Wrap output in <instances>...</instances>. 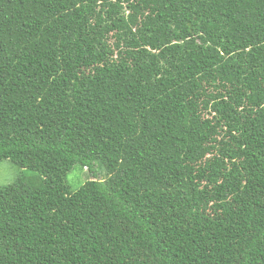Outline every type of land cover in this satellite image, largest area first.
<instances>
[{
  "label": "trees",
  "instance_id": "obj_1",
  "mask_svg": "<svg viewBox=\"0 0 264 264\" xmlns=\"http://www.w3.org/2000/svg\"><path fill=\"white\" fill-rule=\"evenodd\" d=\"M7 159L0 264H264V0H0Z\"/></svg>",
  "mask_w": 264,
  "mask_h": 264
},
{
  "label": "rangeland",
  "instance_id": "obj_2",
  "mask_svg": "<svg viewBox=\"0 0 264 264\" xmlns=\"http://www.w3.org/2000/svg\"><path fill=\"white\" fill-rule=\"evenodd\" d=\"M94 173L98 179L107 177L106 168L99 161L96 162ZM30 171L23 167L14 164L11 160H3L0 162V186L8 185L17 181L22 175L29 174ZM93 180V175L88 167H83L80 164L75 165L68 174V181L72 190L76 191L88 181Z\"/></svg>",
  "mask_w": 264,
  "mask_h": 264
}]
</instances>
